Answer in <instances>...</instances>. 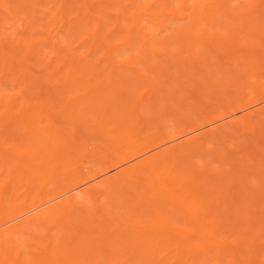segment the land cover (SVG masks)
<instances>
[{
	"label": "bare ground",
	"instance_id": "bare-ground-1",
	"mask_svg": "<svg viewBox=\"0 0 264 264\" xmlns=\"http://www.w3.org/2000/svg\"><path fill=\"white\" fill-rule=\"evenodd\" d=\"M0 264H264V0H0Z\"/></svg>",
	"mask_w": 264,
	"mask_h": 264
},
{
	"label": "rangeland",
	"instance_id": "rangeland-1",
	"mask_svg": "<svg viewBox=\"0 0 264 264\" xmlns=\"http://www.w3.org/2000/svg\"><path fill=\"white\" fill-rule=\"evenodd\" d=\"M186 60L188 61V63H190L192 60H191V58H186ZM199 65V64H198ZM201 66V65H200ZM198 68H199V66H198ZM188 69H191V68H189L188 67ZM130 71V70H129ZM128 71V72H129ZM131 73H132V71H130ZM158 76H159V74H158ZM186 77V76H185ZM117 78V77H116ZM115 78V79H116ZM145 78V77H144ZM139 79V78H138ZM137 78H135V83H136V86L138 85H140V79L138 80ZM116 80H118V79H116ZM145 80H147V82H151V81H153V80H156V79H154L152 76H147L146 78H145ZM168 80V79H167ZM172 81L173 82H176L175 81V79L174 78H172ZM168 83V82H167ZM180 84H182V83H180ZM176 85H179L178 83L176 84ZM186 86H187V88L185 89V88H183L184 90H182L180 87H179V93H186V94H191V91H192V89H193V85L191 84V83H186L185 84ZM105 88V90H107V89H109L110 87L109 86H107V87H104ZM204 88H203V84H201V90H203ZM208 89V88H207ZM180 90H182V91H180ZM124 94V96H126L125 95V93H122V95ZM118 95H120V93L118 92ZM121 96V95H120ZM203 97H202V101L200 102H198L197 100H192L191 98L189 99V101L191 102V103H193L194 105H193V110H197V109H199V108H203V107H209L212 103H214V102H216L217 100H219V99H221L222 98V96H223V92L222 91H219V90H216L215 92H214V95L213 96H208L207 94H204V95H202ZM181 104H184V102H181ZM193 110H190V109H187V108H185V109H180V111L181 112H191V111H193ZM169 116H173V114H172V110L171 109H168L167 110V112L162 116V117H169ZM8 126H12V124L11 125H8Z\"/></svg>",
	"mask_w": 264,
	"mask_h": 264
}]
</instances>
